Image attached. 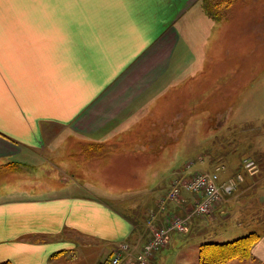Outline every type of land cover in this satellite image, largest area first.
Returning <instances> with one entry per match:
<instances>
[{"label": "crops", "instance_id": "0c3cea01", "mask_svg": "<svg viewBox=\"0 0 264 264\" xmlns=\"http://www.w3.org/2000/svg\"><path fill=\"white\" fill-rule=\"evenodd\" d=\"M205 1L0 0V166L37 167L28 173L30 168H16L9 175L17 174L21 182L0 189V264H112L115 245L130 242L136 253L154 228L166 225L172 211L183 214L194 205V193L184 188L165 210L159 202L178 176L193 172L180 174L177 160L169 162L175 159L178 118L186 112L181 108L196 118L199 107H208L198 102L208 97L203 83L195 86L192 70L184 78L187 66L199 65L192 38L209 28L212 16H207ZM222 60L227 75L219 94L230 97L229 92L247 87L245 69L231 76V58ZM189 76L191 91L178 90L177 82ZM204 113L206 123L212 122L214 111ZM72 141L97 146V157L83 162H107L106 169H95L93 178L84 164L72 167L66 162ZM104 146L108 152L101 151ZM253 148L258 175L243 174V158L234 152L204 155L208 169L218 164L215 159L223 160L221 185L241 173L239 190L255 188L253 198L263 195L257 210L263 224L250 231L260 235L253 256L226 264H264L262 140ZM62 161L70 178L48 172L52 163ZM232 208L223 204L215 209L222 229L202 234L199 223L214 221L195 217L188 234L195 231L199 235L194 237L205 242L241 237L232 228L245 231L246 223L230 214L220 216Z\"/></svg>", "mask_w": 264, "mask_h": 264}, {"label": "rangeland", "instance_id": "374dc122", "mask_svg": "<svg viewBox=\"0 0 264 264\" xmlns=\"http://www.w3.org/2000/svg\"><path fill=\"white\" fill-rule=\"evenodd\" d=\"M208 1L211 3L212 9L220 15L221 18L218 19L212 16L211 19L208 17L207 27L209 28H207V30L200 29L199 33L193 34V46L196 47L198 53L197 63H199V65H195V67L187 66L188 69L184 76V78L187 77L188 72H191L192 70L195 76L192 80L197 81V84L193 85L200 88L201 83H203L202 88L205 92L204 95L208 97L198 98V102H203V104H206L208 107L205 109L199 107L196 118L190 114L188 108H181V111L184 110L186 112L184 117L178 118L177 147H174V151L171 152H175V159L174 157H170L169 162L173 164V162L177 160V169H179L178 171H180V174L185 173L188 170L193 172L212 171L215 170L216 167L222 165L219 163H223V160L217 162V159H215L214 164L218 163L219 165L216 164L213 169H208L204 166L206 164L204 157L205 153L209 151L210 154H217L216 156L219 157L224 151H231L234 152L232 154H236L237 157L240 156V159L243 158L242 167L244 172L242 173L245 174L246 172L250 174L245 168V161L253 158V147L258 140L261 139L264 144V0ZM208 15L210 16V14H207V16ZM204 23L205 22L203 21H198L195 24L206 26ZM190 53L187 55L189 62V58L192 55ZM194 56L195 54L193 57ZM227 56L231 58L232 61L229 64L231 69L234 68L230 72L231 76L236 74L237 70L242 72L245 69L242 72L245 73L246 76L243 84L247 87H244L245 89L240 92H229L230 97H222L219 94V90L222 88V82L227 75V70L223 71L221 65L223 61L222 59L227 58ZM233 59L235 60L233 61ZM215 61L218 62L213 64ZM241 61V67L238 68ZM230 80L231 79H228L227 82ZM235 80L238 81L236 78ZM190 84L192 85L189 76L185 81L177 82V85H180L179 87L177 86V89L191 91ZM238 84L239 81L235 83V85ZM231 85H234V82H232ZM180 98L186 103L187 101L189 102V98L183 94ZM218 109H223L225 112L216 113ZM209 110L214 111L212 116L213 121H209L207 124L205 120L207 115H205L204 112H209ZM167 116L175 120L177 118L174 114H169ZM211 129H213V131ZM137 134L138 133H135L134 136H137ZM71 144H74V147L70 148V150L73 151L67 158L70 161L66 162L70 163L72 167L75 166L74 168H80L81 164H84L83 166L86 167L87 172L90 171L89 174H92L94 178L95 169L98 170V168L101 167V171H103L108 166L107 162H102L101 166H95V163L99 165L98 161L83 162L84 159L90 160L88 156L94 155L92 159L97 157L95 154L100 152V149L97 146L74 141H72ZM101 151L103 153L108 152L109 147L104 146ZM79 154L81 156H79ZM190 159L195 161L192 162ZM188 162L190 163L186 165ZM58 163H52V166L50 165L48 168V172L53 169L57 173H60L62 178H70L72 176L71 173L63 171L64 169L61 166L64 161ZM3 166L0 168V189L6 185L13 186L18 185L21 182H18L20 178L17 174H15L14 177L12 176L13 174L9 175L10 172L16 168H30L25 170L27 173L32 172L37 168L36 166L28 167V165H26L27 167H19L20 165L17 163L9 164L6 167ZM43 171L42 175L47 170L43 169ZM193 172L189 174L185 173L184 175L189 176ZM260 173L261 168L255 173V175ZM239 174L241 173H237V175L232 178H236ZM22 178L24 181V176ZM229 179L223 185L227 184ZM3 180L4 182L2 183ZM25 183L26 182H22L23 185ZM244 185L245 184H243V186ZM238 186L235 187L233 191L227 189L223 190L220 200L208 214H193V205L183 214H179L177 211H172L169 218L174 216L185 218L190 214L188 226L184 232L175 231L173 234L169 235V239H167L164 244L167 245L162 250L160 248L159 252H157L158 254L155 264H198L200 243H204L205 239L202 237H199L201 239L194 237L195 234L199 235V233H195V231H193V234H188L189 226L195 217L206 218L209 216L206 220L212 219L214 223L212 224L211 220L207 223L204 221L205 219H203V221L199 223V229L201 228L200 231H203L202 234H206V231L208 230L214 231L222 229L217 221L215 209L223 204L233 205V208L231 211H226L224 209V213H220L221 217L226 218L231 215L236 222L239 221L241 223H246L245 231L242 227H236L235 229L232 228V233L234 235L244 236L251 230H257V223L263 224L260 211H257L261 209L263 195H258L253 198L254 194L251 193L255 188L245 192L244 188L239 190L240 188ZM262 193L264 192L262 191ZM163 200L164 197L160 200L159 205L162 204ZM165 205L167 206L168 203ZM206 225L207 227H205ZM233 238L235 237H232V240ZM209 239L210 237H207L206 241ZM224 240L227 241L229 239ZM150 264L154 263H151L150 260Z\"/></svg>", "mask_w": 264, "mask_h": 264}, {"label": "built area", "instance_id": "2783aa9c", "mask_svg": "<svg viewBox=\"0 0 264 264\" xmlns=\"http://www.w3.org/2000/svg\"><path fill=\"white\" fill-rule=\"evenodd\" d=\"M223 168L224 165H220L212 171H199L190 176L184 174L178 176L172 182L167 195L164 197L160 205L161 209H166L165 204L167 201H178L184 188L194 193L196 197L193 205V214H208L220 200L222 191L225 189L233 191L237 183L243 179L242 174H239L236 178H231L227 184L221 185L219 179ZM245 168L250 174H255L260 170L259 164L254 159H247ZM188 215L185 218L181 216L168 218L166 225L154 228L149 240L136 253H132L134 247L130 242L118 243L114 247L111 263L150 264L154 254L166 243L170 232H184L187 229L190 214Z\"/></svg>", "mask_w": 264, "mask_h": 264}, {"label": "trees", "instance_id": "16d2710c", "mask_svg": "<svg viewBox=\"0 0 264 264\" xmlns=\"http://www.w3.org/2000/svg\"><path fill=\"white\" fill-rule=\"evenodd\" d=\"M205 6L207 12L211 16L218 19L221 18V16L212 9L211 3L208 0L205 1ZM12 163L15 162H9L4 164V166L6 167ZM2 166L0 168H2ZM259 239L260 235L257 232H250L247 235L238 237L231 241H207L201 243L199 264H226L235 259L240 261L248 260L253 256L252 248Z\"/></svg>", "mask_w": 264, "mask_h": 264}]
</instances>
